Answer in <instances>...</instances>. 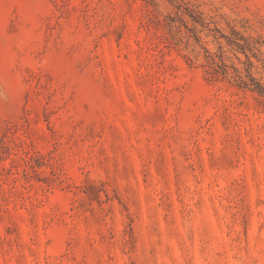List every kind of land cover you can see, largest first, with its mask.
Returning <instances> with one entry per match:
<instances>
[{
    "label": "rangeland",
    "instance_id": "obj_1",
    "mask_svg": "<svg viewBox=\"0 0 264 264\" xmlns=\"http://www.w3.org/2000/svg\"><path fill=\"white\" fill-rule=\"evenodd\" d=\"M0 264H264V0H0Z\"/></svg>",
    "mask_w": 264,
    "mask_h": 264
}]
</instances>
